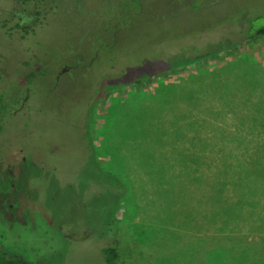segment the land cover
Returning a JSON list of instances; mask_svg holds the SVG:
<instances>
[{
    "label": "rangeland",
    "instance_id": "1",
    "mask_svg": "<svg viewBox=\"0 0 264 264\" xmlns=\"http://www.w3.org/2000/svg\"><path fill=\"white\" fill-rule=\"evenodd\" d=\"M263 24L264 0H0V249L264 264Z\"/></svg>",
    "mask_w": 264,
    "mask_h": 264
},
{
    "label": "trees",
    "instance_id": "2",
    "mask_svg": "<svg viewBox=\"0 0 264 264\" xmlns=\"http://www.w3.org/2000/svg\"><path fill=\"white\" fill-rule=\"evenodd\" d=\"M264 34V24L253 29L248 35L255 36V35H261ZM221 48H217L216 50H220ZM38 75H44L45 70L43 68L37 69ZM173 69L171 70H162L158 72L159 75H168L170 73H173ZM153 77V76H152ZM150 76V78H152ZM143 80L141 77L135 78V83H141ZM16 98L10 97L9 100L6 98L5 92H0V133L2 132V126L3 123L6 120L7 115H10V110L12 108L13 103L15 102ZM89 140V144L91 146V139ZM261 173H264L261 172ZM103 251L106 255V263L105 264H117L118 259V250L115 246H105L103 248ZM0 264H37L36 262L29 260L25 258L24 256L18 254V253H10L6 250L0 249Z\"/></svg>",
    "mask_w": 264,
    "mask_h": 264
},
{
    "label": "flooded vegetation",
    "instance_id": "3",
    "mask_svg": "<svg viewBox=\"0 0 264 264\" xmlns=\"http://www.w3.org/2000/svg\"><path fill=\"white\" fill-rule=\"evenodd\" d=\"M69 66H67V65H64V67H63V69L65 70V69H67Z\"/></svg>",
    "mask_w": 264,
    "mask_h": 264
},
{
    "label": "crops",
    "instance_id": "4",
    "mask_svg": "<svg viewBox=\"0 0 264 264\" xmlns=\"http://www.w3.org/2000/svg\"><path fill=\"white\" fill-rule=\"evenodd\" d=\"M258 142H260V141H256V143H258ZM245 143V142H244ZM248 143H251V142H248ZM260 172H262V170L260 171ZM263 214V213H262Z\"/></svg>",
    "mask_w": 264,
    "mask_h": 264
}]
</instances>
